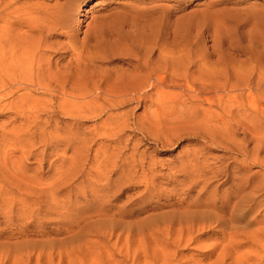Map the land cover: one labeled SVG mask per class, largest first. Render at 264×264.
I'll use <instances>...</instances> for the list:
<instances>
[{
    "label": "rangeland",
    "instance_id": "rangeland-1",
    "mask_svg": "<svg viewBox=\"0 0 264 264\" xmlns=\"http://www.w3.org/2000/svg\"><path fill=\"white\" fill-rule=\"evenodd\" d=\"M0 44V264L264 262V0H0Z\"/></svg>",
    "mask_w": 264,
    "mask_h": 264
},
{
    "label": "bare ground",
    "instance_id": "bare-ground-1",
    "mask_svg": "<svg viewBox=\"0 0 264 264\" xmlns=\"http://www.w3.org/2000/svg\"><path fill=\"white\" fill-rule=\"evenodd\" d=\"M19 10H21V8L19 9ZM22 10H24V9H22ZM20 12L21 11H19L18 13H19V16H17V18H19L20 17ZM23 12V11H22ZM28 16V18H30L29 17V15H27ZM18 20L19 19H16L15 21V23H18ZM14 23V24H15ZM1 43H2V41H1ZM20 46L19 45H16V44H13L12 46H11V43L8 45V51L9 52H6L8 55H10L11 56V58H16L17 57V53H18V51L19 50H21L20 48H19ZM0 49H3L2 48V46H1V44H0ZM6 50H7V48H6ZM5 50V51H6ZM4 54H5V52H4ZM2 57L0 56V63H3V61H2V59H1ZM2 61V62H1ZM8 65V69H12V68H14V69H16V70H18V69H20L21 68V65L15 60V62L14 63H8L7 64ZM23 68V67H22ZM160 69V68H159ZM156 84L157 85H164L165 84V80L163 79V78H161V77H159L157 80H156ZM257 249H260V248H257ZM262 249L264 250V247H262ZM143 251H145V250H135L134 251V255H131L130 256V258H127V264H172V261H170V260H168V259H164V260H161L160 259V257H159V255H158V252L157 251H152V253H154L155 254V256H156V258L155 259H153V261L152 262H147V261H144V260H141V254L143 253ZM264 252V251H263ZM253 254H255V251H253L252 252ZM202 255H206V254H202ZM256 257L254 256V259H255ZM262 259H264V257H262ZM208 260H210V259H208ZM207 260V261H208ZM220 260H222V262L224 263L225 262V258L224 257H220L219 258V261L218 262H216L215 264H220ZM250 261H252L251 259H249ZM246 264H264V262H261L260 263V259H256V261L254 260V261H252V262H250V263H246Z\"/></svg>",
    "mask_w": 264,
    "mask_h": 264
}]
</instances>
